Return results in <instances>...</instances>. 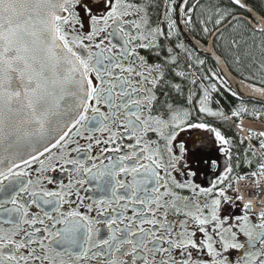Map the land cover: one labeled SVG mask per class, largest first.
I'll list each match as a JSON object with an SVG mask.
<instances>
[{
    "label": "snow or ice",
    "instance_id": "6c2138e0",
    "mask_svg": "<svg viewBox=\"0 0 264 264\" xmlns=\"http://www.w3.org/2000/svg\"><path fill=\"white\" fill-rule=\"evenodd\" d=\"M157 7L0 0V264H264V211L237 214L232 167L218 171L231 140L201 118L224 117L218 84L234 117L249 109L196 54L203 40L264 97V0Z\"/></svg>",
    "mask_w": 264,
    "mask_h": 264
},
{
    "label": "flooded vegetation",
    "instance_id": "af4514ba",
    "mask_svg": "<svg viewBox=\"0 0 264 264\" xmlns=\"http://www.w3.org/2000/svg\"><path fill=\"white\" fill-rule=\"evenodd\" d=\"M153 2L160 5L159 9H158V7L152 9L153 13L158 14L159 20L163 21V19H164V16H163L164 0H153ZM156 19H157V15H153V21H155ZM196 54L200 57V59H203L205 61L203 71L205 73L216 72L217 75L221 76L222 79H226L228 81V85L231 86L232 90L236 91V89H238V92L243 94V102L244 103H251L252 102V103L257 104L259 106H264V97H259L258 95L250 96L247 92H245L243 85H241L239 83L238 79H237V81H238L239 87H238V85L235 84V81L233 79H231L228 75H226L223 72V70H221L220 66L218 68L217 63L213 59L211 61H209V59H207V57L210 56L209 54H207V45H205L204 43L200 44L199 47L197 48ZM219 70L221 71L220 73H222V74H219ZM218 87H220V90L225 97V99H220V108H222V110L224 111V114H225L224 117L202 116L201 118L204 119L206 122L211 123L213 125V127L220 129L221 132L226 137L230 138V140H231V145H230L231 159L226 157L223 153H219L218 155L220 157V159H219L220 168L218 169V171L223 172L224 167L230 165L232 167V172L229 174L230 182L233 183V188L236 189V185L238 184L237 182L241 179V177H243V174L245 171L244 170L243 156L246 157V153L248 152V150H247L246 144L243 145V140L240 138L239 130L236 128V126L234 124V120H236V118L234 116H232V110L236 106L235 105L236 104V98L231 96V94L227 90V88H225L219 84H218ZM214 99H219V97H214ZM212 107L214 109H216V105H212ZM182 135H185V134H182ZM186 135H191V133H186ZM125 142H127V141H125ZM81 143H83V141H81ZM101 147H103V145H101ZM246 165L249 166V163ZM33 167H36V165H33ZM254 168H251L250 170H254ZM57 175L59 176L60 179L63 180L64 184L67 186V184H68L67 175L59 174V173H57ZM209 179L214 180L215 176H210ZM247 179L249 180L250 184L252 185V188H250V186H249L248 189L246 190V192L249 195L259 197V195H260L259 190H257V187L254 188V186L259 185V183L256 182V178H254L252 175H249L247 177ZM74 181H75V177H73V182ZM197 182L200 183L201 186H207V182L203 179L198 180ZM48 187H49V189H52V190L58 189V185H48ZM85 188H88V186L85 185ZM64 190L68 191L69 189L67 187H65ZM185 194H187V193H185ZM79 195L81 198L84 199L85 204L90 202L88 200L89 196H92L93 198H95V196H96V194L90 188H88L87 191H85L84 189H81ZM72 199L75 201L76 197L73 196ZM238 203L241 205V207L238 208L236 210V212H237V214L243 215L244 211H243L242 205L245 204L246 201L243 200V201H239ZM72 206L74 207L75 204H73ZM64 207H65V209H67L69 207V205H65ZM112 207L117 208V211L121 210L115 204H113ZM81 210L85 211L86 209L81 208ZM33 212H39V209L34 208ZM255 213H256L255 207H253V205H252V208L248 212V215L252 218L251 223H253V224H257L260 222L258 219L259 215L257 213L255 214ZM126 214L127 215L132 214L131 208H129V210ZM92 215H95V213L93 212ZM3 226L8 227L7 225H3ZM37 227H40V225H37ZM98 227L101 228V234H100L101 238H104L107 235V228L103 224L98 225ZM239 238H240L241 242H246V240H247V238L244 237L243 235H241Z\"/></svg>",
    "mask_w": 264,
    "mask_h": 264
},
{
    "label": "rangeland",
    "instance_id": "374dc122",
    "mask_svg": "<svg viewBox=\"0 0 264 264\" xmlns=\"http://www.w3.org/2000/svg\"><path fill=\"white\" fill-rule=\"evenodd\" d=\"M248 109H249V112L247 113V116L244 115V119L247 120L248 122L254 121L258 125H262V124L264 125V106H259V105L256 106L255 104L252 103L251 105L248 106ZM239 135H240V138L243 139L245 143L247 144V147H248L247 150L248 151L252 150V153L254 152V154L258 156L259 159L261 160L260 163L264 162V148L261 147V143H260L262 140H264V137L254 132H252L251 134L252 137L251 136L247 137V138L251 137L253 144H254V148H255L253 149L251 145L249 144V142L247 141V139H245L244 136L240 134V132H239ZM252 158H253L252 155H247L245 160L248 163ZM258 165L256 166L255 171L259 173ZM256 182L259 183L258 187L261 184L262 189H263L264 188V174H258V176L256 177ZM257 205L258 206H255V210H256V213L259 215V213L262 211L261 210L258 211L257 207L261 208V204H257Z\"/></svg>",
    "mask_w": 264,
    "mask_h": 264
},
{
    "label": "bare ground",
    "instance_id": "6f19581e",
    "mask_svg": "<svg viewBox=\"0 0 264 264\" xmlns=\"http://www.w3.org/2000/svg\"><path fill=\"white\" fill-rule=\"evenodd\" d=\"M239 129L241 130V134L247 138L249 136H252V132L254 133H264V125H258L256 122L251 121L248 122L247 120H244L241 122ZM257 187V190H259V197H255L253 195H249L246 190H244V192H242V196H243V200L246 201V203H248L249 201H251V204L253 205V207L258 206L257 204H261V208L257 207V210H261L264 211V188L262 189V185L260 184V186H255V188ZM254 193V192H253ZM243 203V202H242Z\"/></svg>",
    "mask_w": 264,
    "mask_h": 264
},
{
    "label": "trees",
    "instance_id": "16d2710c",
    "mask_svg": "<svg viewBox=\"0 0 264 264\" xmlns=\"http://www.w3.org/2000/svg\"><path fill=\"white\" fill-rule=\"evenodd\" d=\"M204 2L205 3H208L209 2V0H204ZM254 2L257 4V6L259 7V0H254ZM189 3L190 4H192V3H194V0H189ZM158 9H159V7H158ZM181 19H182V17H181ZM193 38H194V40H199L200 39V36H199V33L197 32V33H193ZM204 42H203V40H201L200 41V44H203ZM220 50H219V48L217 49V52H219ZM258 55V54H257ZM207 59H209V61H211L212 60V58L210 57V56H208L207 57ZM211 63V62H210ZM226 64H228V66H229V68H230V70H231V72L233 73V75H235L236 76V78L239 80V82L241 81V80H243L244 78H243V76H241L240 74H239V71H238V69L233 65V63H232V61H231V58H228V62L226 63ZM218 68H219V65H218ZM221 71L219 70V74H222V73H220ZM246 75V74H245ZM245 83H247V81L245 80L244 81ZM236 91L238 92V89H236ZM239 93V92H238ZM240 103V101H238L237 99H236V106L238 105ZM235 106V107H236ZM243 140V139H242ZM246 143H245V141L243 140V145H245ZM246 146H247V144H246ZM247 149H248V147H247ZM247 155H252L253 156V158L250 160L251 161V165H249V166H247L246 164H248L247 163V161L245 160L246 159V157H244L243 156V161H244V170H250L251 168H254V167H256L259 163H260V159H259V157L258 156H256L255 154H254V152L252 153V150H250V151H248L247 153H246V156ZM246 163V164H245Z\"/></svg>",
    "mask_w": 264,
    "mask_h": 264
},
{
    "label": "built area",
    "instance_id": "2783aa9c",
    "mask_svg": "<svg viewBox=\"0 0 264 264\" xmlns=\"http://www.w3.org/2000/svg\"><path fill=\"white\" fill-rule=\"evenodd\" d=\"M256 171H246L245 174H243V177L237 182L236 189L239 190V194L242 196V191L250 186L252 188V185L250 184L249 180L247 179V175L251 174Z\"/></svg>",
    "mask_w": 264,
    "mask_h": 264
},
{
    "label": "water",
    "instance_id": "95a60500",
    "mask_svg": "<svg viewBox=\"0 0 264 264\" xmlns=\"http://www.w3.org/2000/svg\"><path fill=\"white\" fill-rule=\"evenodd\" d=\"M208 47V46H207ZM207 54H209L211 56V58L217 63V65L220 64L219 61L216 60V54L210 53L209 51H207ZM223 72L228 75L231 79H233L235 81V84L238 85V81L235 75H233V73L231 72L228 64H224L223 66ZM239 87V85H238Z\"/></svg>",
    "mask_w": 264,
    "mask_h": 264
}]
</instances>
